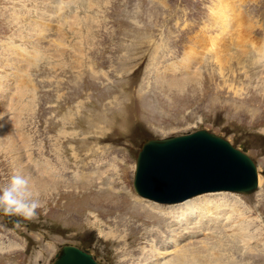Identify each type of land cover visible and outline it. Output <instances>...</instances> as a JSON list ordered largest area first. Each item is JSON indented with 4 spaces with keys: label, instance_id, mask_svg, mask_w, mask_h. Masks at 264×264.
I'll return each mask as SVG.
<instances>
[{
    "label": "rangeland",
    "instance_id": "rangeland-1",
    "mask_svg": "<svg viewBox=\"0 0 264 264\" xmlns=\"http://www.w3.org/2000/svg\"><path fill=\"white\" fill-rule=\"evenodd\" d=\"M215 35L249 63L209 49ZM0 120V187L20 173L42 204L31 220L0 211V264H52L64 244L101 264L154 259L166 233L150 240L148 215L172 208L137 199L140 146L202 128L245 149L260 180L252 195L212 198L223 231L200 232L192 247L207 244L219 264H264V0H0ZM189 242L155 262L173 263Z\"/></svg>",
    "mask_w": 264,
    "mask_h": 264
},
{
    "label": "bare ground",
    "instance_id": "bare-ground-1",
    "mask_svg": "<svg viewBox=\"0 0 264 264\" xmlns=\"http://www.w3.org/2000/svg\"><path fill=\"white\" fill-rule=\"evenodd\" d=\"M223 2H225V1H223ZM228 6H230V5H228ZM225 9H226L225 6L222 7L220 9L219 13L217 14V16H218V18H220V22L224 27L231 29V27L233 26L234 23H232V24L231 23H225V20L227 18H229L228 16H230V15H228V14H233L234 12L231 10V11H228L226 14H224ZM221 12L224 15H222ZM223 21H224V24L222 23ZM226 21H228V20H226ZM234 28H235V26H234ZM225 31H226V28H224L223 32H225ZM221 37H222V35L213 36L212 37L213 39L211 41V46L208 44L209 49L214 50V52L216 51L218 56H220V54H221L222 57H224V56L226 57V55H228L232 59L236 58V60H238L243 65H245V63H247V64L249 63L247 61L243 62L242 56H241L242 54L240 55V53H238L236 50L227 49V48L221 49V47H220ZM233 40H235V39H232V41ZM227 41H229V40H227ZM207 43H208V41H207ZM227 53H229V54H227ZM190 58H192V56ZM239 59H241V60H239ZM229 60H228V62H229ZM249 61H252V60L249 59ZM261 77L263 78V76H261ZM25 89H27V88H25ZM22 91H23V89H22ZM9 99H10V97H9ZM17 116L16 117L18 119L21 115H17ZM0 126H2V125H0ZM64 134H66L65 131L64 132L59 131V137H58L57 141L62 136H64ZM203 140L204 141H201L202 143L191 142V143H187L186 145H178V147L160 150L161 153H154V154L151 153L153 155L150 157L151 158L150 161L145 163L143 166L144 167L143 179L145 181H147L148 184H150L149 191L151 189V191H154V193H157V194H158V192H161L165 196L172 195V196L177 197L181 193L187 192L191 189L198 188L199 185H200V187H204V186L210 187V185L216 184V182L218 180H224V181H227L228 183H233V182H238V181H240L241 183H247V178L244 176V173L242 172L241 168L232 167L231 162H229V161L227 162V160H226V162H223L222 158L220 159V158L215 157V156L219 155L217 152V149H216L217 145L212 143V142H209L207 139H203ZM59 142H60V140H59ZM56 147H58V146H56ZM60 147H58V150ZM56 153H58L57 150H56ZM56 157L59 159L61 158L59 156V154H56ZM61 165H65V163H62ZM146 166H148V168H146ZM48 181H51V180H48ZM44 185H47V184H44ZM173 185H175L176 187ZM44 188L42 187V189H44ZM212 190H214V189H212ZM161 193H159V194H161ZM217 194H219V192L209 193L210 196H214V197H206L207 196L206 194L205 195L202 194L200 196L198 195L195 197L191 196L192 198H188L182 202L176 201L179 203L170 202V201L162 202V203H175V204H168L172 208V209H170L171 212H170V216L168 217V219L159 214L161 212V209H160L159 213L156 212L154 214L153 213L154 210L152 208L147 209V207H144L143 209L145 212L147 209L149 214L153 213V215H148L149 218H151V216L155 217V219H154L155 224L153 225V227L149 228V230L146 233L149 234L150 240H151V237L156 234L155 237L158 240L159 238H158L157 234L160 235V234L165 232L166 234L163 235V239L161 240V243L163 244V246L166 247L163 249L166 251H163V250L161 251V249L159 250L158 248L156 251V248L155 249L152 248V251L154 250L156 252L154 254L155 258L152 260H150V259L147 260L145 257V259L147 261L146 260L144 261L142 259L144 262L141 261V264H153V262H155V260H157L158 257H160L161 255H164L168 252H171V251H168V250H170L169 247L171 245L175 246V247H173V249H175L176 247H178L180 245V243L183 240H189L190 242L188 244L191 247L186 246V248H181V246H180V248H181V249H179L180 253L177 254L175 257H171V258L169 257L168 258V260L171 259L170 261L173 263H168L166 261L161 262V263H163V264H203V263L204 264H211V263L212 264H219L220 261H223L224 259H221V260L217 259L216 256H213V257L207 256V255H210L209 251H211L208 248L207 244H205L203 247L197 248V249L192 247V245L195 247H198L196 245L197 241L199 243L205 242L203 239L200 240V238H199L200 232L202 233L204 231H209V230L213 231L214 229L217 230L219 228H221V230H222V227L217 228V226H219V225L225 226V224L222 225L223 222L218 221V217L222 214V212L218 211V208L215 205L216 201L215 202L212 201V198H213V200H218L219 195H217ZM142 195L144 196V194H142ZM220 195H222V193ZM165 196L163 198H166ZM172 196H169V197H172ZM148 197L151 199H155L151 196H148ZM147 201L152 202L151 204H154V205H158V206L162 205V204L157 203V202L152 201V200H150V201L147 200ZM157 201L161 202L160 200H157ZM140 202L143 204L142 200ZM134 206L136 207L137 205H134ZM234 206H236V204ZM240 215H242V214H240ZM161 216L163 218H161ZM223 219L225 221V220L231 219V218H229V215L225 214ZM155 220H157V221H155ZM242 222H244V221H242ZM226 226H227V224H226ZM228 226H232V225H228ZM242 226L243 225H239V229H238L239 231L240 230L242 231V229H243ZM232 228L230 227V229L228 231H230ZM226 231H227V229H226ZM247 232H248V230H247ZM245 234H247V233H245ZM233 237H234V235H233ZM242 237L246 238V235L239 236L240 239L238 238V240L241 241L243 239ZM250 237H252V236H250ZM194 238H197V239H194ZM227 239L229 240V238H227ZM242 241H244V240H242ZM235 244L236 243H233L234 246H236ZM220 249H221V247L219 248V251H220ZM3 250H5V249H3ZM198 250H200V251L208 250V251H206V253H207L206 255H202L200 253L201 256H200V258H198V257H196L197 255L195 256V254H194V251L197 252ZM214 252H212V253L215 254ZM157 254L158 255L160 254V255L158 256ZM172 260H175V261H172ZM155 264H160V262H157V263L155 262Z\"/></svg>",
    "mask_w": 264,
    "mask_h": 264
},
{
    "label": "water",
    "instance_id": "water-1",
    "mask_svg": "<svg viewBox=\"0 0 264 264\" xmlns=\"http://www.w3.org/2000/svg\"><path fill=\"white\" fill-rule=\"evenodd\" d=\"M203 139H207L209 142L216 144V149L219 155L215 156L217 158H222L223 162H231L232 167L241 168L244 176L247 178V183L233 182L228 183L224 180H218L216 184L204 187H199L191 189L187 192L179 194V196H165L163 193L154 191H149L150 184L143 179L144 164L150 161V157L154 153H161L160 150L178 147V145H186L187 143H202ZM213 147V146H212ZM153 153V154H151ZM148 168V166H146ZM135 185L139 192L144 194V196H151L156 200L161 202H176L183 201L191 196L199 194L200 192L206 191H218V190H231L241 193L250 194L254 192L258 187V171L256 164L253 160L241 150L235 148L228 140L217 136L207 130H199L194 133L185 134L181 136H171L162 139H151L146 142L138 156V168ZM147 185V186H146ZM175 186V185H173ZM176 187V186H175ZM161 193V194H159ZM166 198H163V197ZM154 199V200H155ZM55 264H98L94 257L85 252L82 249L76 247L68 246L65 247Z\"/></svg>",
    "mask_w": 264,
    "mask_h": 264
},
{
    "label": "clouds",
    "instance_id": "clouds-1",
    "mask_svg": "<svg viewBox=\"0 0 264 264\" xmlns=\"http://www.w3.org/2000/svg\"><path fill=\"white\" fill-rule=\"evenodd\" d=\"M260 131L264 134V129ZM41 207L39 194L33 191L29 178L20 173L14 172L0 187V211L5 215L31 220Z\"/></svg>",
    "mask_w": 264,
    "mask_h": 264
}]
</instances>
